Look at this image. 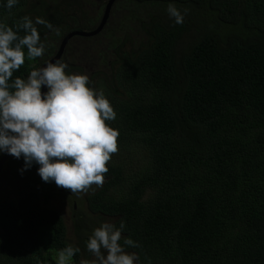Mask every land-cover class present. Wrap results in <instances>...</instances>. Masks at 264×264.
<instances>
[{
    "label": "trees",
    "instance_id": "16d2710c",
    "mask_svg": "<svg viewBox=\"0 0 264 264\" xmlns=\"http://www.w3.org/2000/svg\"><path fill=\"white\" fill-rule=\"evenodd\" d=\"M107 1L18 0L8 9L0 0V24L23 37L27 16L45 44L34 60L23 49L12 79H27L68 33L94 30ZM170 3L188 10L183 24L169 17ZM72 40L87 47L65 46L66 74H82L75 51L94 50L105 72L94 65L87 86L103 91L116 112L106 124L119 131L103 186L84 194L98 219L76 210L72 245L46 204L76 195L12 157L0 175V264H56L68 246L80 249L70 264L90 261L86 242L107 220L124 222L119 243L137 254L134 264H264V0H116L99 34Z\"/></svg>",
    "mask_w": 264,
    "mask_h": 264
},
{
    "label": "clouds",
    "instance_id": "9594fccd",
    "mask_svg": "<svg viewBox=\"0 0 264 264\" xmlns=\"http://www.w3.org/2000/svg\"><path fill=\"white\" fill-rule=\"evenodd\" d=\"M17 2L7 0L6 7L12 9ZM187 11L182 14L171 3L167 8L176 25L183 24ZM35 24L60 35L59 28L42 18L37 17ZM18 28L26 35L20 37L0 24V152L23 157L21 171L38 164V175L45 183L55 182L71 194H86L93 185L102 187L109 171L106 165L119 151V131L106 124L116 119V112L103 91L87 86V75L66 74L68 65L62 60L33 69L27 79L13 80V73L25 63L24 48L31 60L45 52L29 17H23ZM42 86L47 88L43 95ZM124 228L123 221L119 229L107 222L95 228L86 242L94 259L80 264H134L137 254L125 252L119 243ZM124 244L140 246L131 238H125ZM79 251L72 246L59 250L56 264H70Z\"/></svg>",
    "mask_w": 264,
    "mask_h": 264
},
{
    "label": "rangeland",
    "instance_id": "374dc122",
    "mask_svg": "<svg viewBox=\"0 0 264 264\" xmlns=\"http://www.w3.org/2000/svg\"><path fill=\"white\" fill-rule=\"evenodd\" d=\"M76 44H79L80 47H87L85 44H81L80 41H76ZM104 42L102 43V45ZM90 52L86 53L83 48H79V51H75V57L72 58V60L77 61V64L83 68L82 74L87 75L89 77V84L94 85L95 80L91 79L93 78V73L98 72L96 68L97 65L100 69L99 71L105 72V69H103V65H101V62L99 61L98 56L94 52L93 49H89ZM84 56V57H83ZM91 77V78H90ZM92 80V81H91ZM10 171L7 170L8 174ZM6 186H4L2 183H0V194H2L5 191ZM93 187V186H92ZM90 190V189H89ZM76 195V206L72 203L69 202L68 200L61 201L59 198L50 200L49 203L47 204V208H53L56 209L61 216L64 219V223L66 225L67 229V240L72 244L75 245V238L72 236V228H71V220L74 216V212L76 210H82L85 216L88 219V222L91 220H97L98 218L95 215H92L89 210L86 208V202L84 200V193L81 194H75ZM110 220H107V223H109ZM104 222H98L95 227H100V225ZM53 257L57 259V255L53 254ZM94 257L93 255L91 256V260H93ZM80 264V263H78Z\"/></svg>",
    "mask_w": 264,
    "mask_h": 264
},
{
    "label": "water",
    "instance_id": "95a60500",
    "mask_svg": "<svg viewBox=\"0 0 264 264\" xmlns=\"http://www.w3.org/2000/svg\"><path fill=\"white\" fill-rule=\"evenodd\" d=\"M116 0H108L105 7H104V10H103V13H102V16H101V20L98 24V26L92 30V31H74V32H70L68 33L60 42V45L57 49V52L56 54L54 55V57H52L51 59H49L45 64L41 65L39 68H42V67H45L47 65V63H55L57 60H59L61 54L63 53L64 49H65V46L68 44V42L74 38V37H79V38H91V37H94L96 36L97 34H99L103 27L105 26L106 22L108 21V18H109V14H110V10H111V7L112 5L114 4ZM47 91V88L42 86L41 88V92H42V95L43 93H45ZM13 156L5 153L3 156L0 157V173L2 172L3 170V167L4 165L6 164V162L12 158Z\"/></svg>",
    "mask_w": 264,
    "mask_h": 264
},
{
    "label": "flooded vegetation",
    "instance_id": "af4514ba",
    "mask_svg": "<svg viewBox=\"0 0 264 264\" xmlns=\"http://www.w3.org/2000/svg\"><path fill=\"white\" fill-rule=\"evenodd\" d=\"M74 39V38H73ZM72 40V39H71ZM73 41V40H72ZM70 44V43H69ZM68 44V45H69ZM67 47H79V44H76V43H72L71 42V44H70V46H67ZM66 48V47H65ZM64 51H65V49H64ZM64 51H63V53H64ZM56 52H57V50H56ZM56 52H55V54H56ZM63 53L61 54V56H60V58H59V60H62L64 63H66L67 65H68V61H67V59L65 58V57H63ZM54 54V55H55ZM54 57V56H53ZM52 58V57H51ZM51 58H47V60H46V62L49 60V59H51ZM45 64V63H44ZM43 65V64H42ZM0 175H1V173H0ZM59 191H61V192H64L66 195H70V197H73V195L74 194H71V192L70 191H68V190H65V189H61V190H59ZM85 200V199H84ZM48 204V203H47ZM46 204V205H47ZM73 204L76 206V203L75 202H73ZM73 219V218H72ZM72 223V222H71ZM71 227H72V224H71Z\"/></svg>",
    "mask_w": 264,
    "mask_h": 264
}]
</instances>
